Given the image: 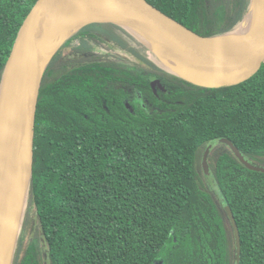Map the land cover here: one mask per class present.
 I'll use <instances>...</instances> for the list:
<instances>
[{"label":"trees","instance_id":"1","mask_svg":"<svg viewBox=\"0 0 264 264\" xmlns=\"http://www.w3.org/2000/svg\"><path fill=\"white\" fill-rule=\"evenodd\" d=\"M146 1L203 37L235 31L250 5ZM37 2L0 0V85ZM100 24L72 36L44 75L14 264H43L44 245L50 264H237L225 203L240 264H264V173L216 147L229 139L264 167V65L240 85L204 88L158 66L125 29ZM154 77L164 92H154ZM208 149L222 204L202 177ZM33 215L39 232L25 248Z\"/></svg>","mask_w":264,"mask_h":264},{"label":"water","instance_id":"2","mask_svg":"<svg viewBox=\"0 0 264 264\" xmlns=\"http://www.w3.org/2000/svg\"><path fill=\"white\" fill-rule=\"evenodd\" d=\"M260 2L254 29L242 39L231 40L228 35L234 31L203 37L146 0H38L22 25L1 78L0 264H14L33 176L35 120L42 82L65 43L90 24H115L143 42L161 68L204 88L232 87L250 80L264 65V0ZM101 10H113L119 19L85 22ZM151 87L155 93L165 91L156 77L151 79ZM219 142L228 146L247 169L264 173V167L250 163L229 139ZM209 154L210 149L203 158L206 174ZM224 209L233 228L236 261L240 264V231L228 203Z\"/></svg>","mask_w":264,"mask_h":264},{"label":"bare ground","instance_id":"3","mask_svg":"<svg viewBox=\"0 0 264 264\" xmlns=\"http://www.w3.org/2000/svg\"><path fill=\"white\" fill-rule=\"evenodd\" d=\"M260 3H261L260 0H253L252 1V5L248 11L246 18L236 28V30L233 33L228 35L229 39H231V40L242 39L243 33L245 30L251 32L254 29V27L256 26V23L258 21V18H259L258 6L260 7ZM118 19H119V15L117 13H115V11H113V10H101V11H96V12L92 13V15H90L85 22H107V21H117ZM102 26H104V24Z\"/></svg>","mask_w":264,"mask_h":264},{"label":"rangeland","instance_id":"4","mask_svg":"<svg viewBox=\"0 0 264 264\" xmlns=\"http://www.w3.org/2000/svg\"><path fill=\"white\" fill-rule=\"evenodd\" d=\"M250 33V31L245 30L243 33V37L248 35ZM107 46H111V44L107 43ZM76 56L73 55L71 52L70 53H66L65 54V58L67 59H73ZM149 57L152 58L153 55L149 54ZM218 151H225L227 149V146H225L224 144L220 143L216 145ZM203 180H204V184L207 188V190H209L215 197V199L217 200V202L219 204H222L223 201V197L221 195V193L219 192L218 188H217V184H216V180L215 178L211 175H203ZM30 227H29V235L26 241V245L25 248L28 246L29 242L31 241V239L39 232V224L37 222V218L36 215H33L32 218L30 219ZM44 256H43V264H50V260L48 257V251H47V247L44 245Z\"/></svg>","mask_w":264,"mask_h":264}]
</instances>
